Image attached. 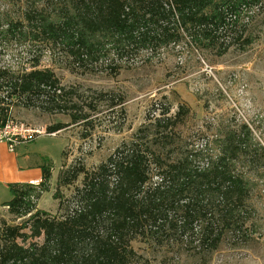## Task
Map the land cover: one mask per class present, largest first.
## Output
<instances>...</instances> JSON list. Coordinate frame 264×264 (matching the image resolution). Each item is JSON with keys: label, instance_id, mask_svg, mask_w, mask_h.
<instances>
[{"label": "trees", "instance_id": "obj_1", "mask_svg": "<svg viewBox=\"0 0 264 264\" xmlns=\"http://www.w3.org/2000/svg\"><path fill=\"white\" fill-rule=\"evenodd\" d=\"M0 39L25 52L27 67H0V122L12 108L67 115L88 125L94 101L80 106L43 57L71 71L116 76L163 53L225 55L255 42L264 0H8ZM98 98H103L99 93ZM121 105V100L119 101ZM154 118L99 165L61 170L52 197L58 215L37 209L50 191L51 166L37 185L8 184L0 204L20 225L0 234V264H152L133 243L181 264H208L227 241L246 242L264 210V114L250 125H219L210 140L186 143L187 108ZM65 125L47 128L53 134ZM86 135H83L85 138ZM199 142V141H198ZM82 176L67 198L60 192ZM40 239V241H39ZM20 241V242H19Z\"/></svg>", "mask_w": 264, "mask_h": 264}, {"label": "rangeland", "instance_id": "obj_2", "mask_svg": "<svg viewBox=\"0 0 264 264\" xmlns=\"http://www.w3.org/2000/svg\"><path fill=\"white\" fill-rule=\"evenodd\" d=\"M11 10L14 8L8 0H0V17ZM250 30L255 42L245 51L233 46L218 57L187 48L182 54L163 53L148 64L122 70L116 76L71 71L49 56L43 57L40 68L50 69L63 86L76 91L74 99L80 106L94 101L96 107L95 111L84 107L90 114V123L86 126L71 124L67 115L18 107L10 110L14 124L39 132L26 146L48 156L51 166L50 191L42 194L37 209L58 215V200L52 195L61 170L78 164L86 169L96 167L121 141L161 117L164 111H168L169 117L177 113L179 106L187 108L188 114L179 131L183 141L189 144L210 140L219 125L240 122L250 125L251 121L258 120L264 114V13L256 17ZM26 60L20 47L0 39V67L21 69L28 66ZM99 93L103 98H98ZM58 123L65 127L53 134L46 132ZM81 180L79 176L72 185L61 187L60 192L69 197ZM11 199L7 190L0 195V204ZM26 218L16 219L6 207L0 206V234L5 226L20 225ZM259 222L261 225L246 242L234 245L227 241L212 254L208 264H264V210ZM133 247L152 264H173L171 255L169 259L164 258L144 243L135 242ZM181 264L196 262L182 257Z\"/></svg>", "mask_w": 264, "mask_h": 264}, {"label": "crops", "instance_id": "obj_3", "mask_svg": "<svg viewBox=\"0 0 264 264\" xmlns=\"http://www.w3.org/2000/svg\"><path fill=\"white\" fill-rule=\"evenodd\" d=\"M48 156L20 145L9 151L5 144L0 143V195L9 191L8 184H38L41 181V166Z\"/></svg>", "mask_w": 264, "mask_h": 264}, {"label": "built area", "instance_id": "obj_4", "mask_svg": "<svg viewBox=\"0 0 264 264\" xmlns=\"http://www.w3.org/2000/svg\"><path fill=\"white\" fill-rule=\"evenodd\" d=\"M38 134L37 131L23 129L21 126L14 124L11 119L6 120L4 123L0 122V143L5 144L11 152L20 145H26L34 141Z\"/></svg>", "mask_w": 264, "mask_h": 264}]
</instances>
